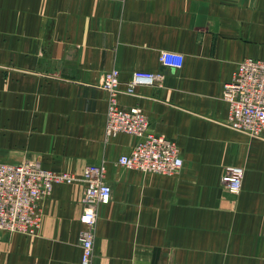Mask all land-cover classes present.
Returning <instances> with one entry per match:
<instances>
[{
    "label": "crops",
    "instance_id": "1",
    "mask_svg": "<svg viewBox=\"0 0 264 264\" xmlns=\"http://www.w3.org/2000/svg\"><path fill=\"white\" fill-rule=\"evenodd\" d=\"M163 51L184 58L165 69ZM246 59L264 60V0H0V162L81 176L105 163L92 264H264V134L227 126L223 87ZM163 73V87L120 95L184 166L168 177L118 165L137 139L105 136V74ZM244 169L232 194L225 169ZM84 185L41 201L36 236L0 231V264H81Z\"/></svg>",
    "mask_w": 264,
    "mask_h": 264
},
{
    "label": "built area",
    "instance_id": "2",
    "mask_svg": "<svg viewBox=\"0 0 264 264\" xmlns=\"http://www.w3.org/2000/svg\"><path fill=\"white\" fill-rule=\"evenodd\" d=\"M159 60L165 69H181L184 65L183 56L174 52H161ZM120 75L119 70L113 69L105 74L102 84L109 94L105 136L112 139L126 134L135 137L137 142L131 153L118 159V165L145 174L178 175L184 161L177 143L151 131L149 118L140 107L125 109L118 103L120 95L134 96L139 87L162 88L164 74L135 71L124 90ZM222 98L229 107L227 126L260 138L264 134V60L246 59L240 63L232 80L224 85ZM244 174L240 166L227 167L222 182L232 194L239 195ZM77 181L84 185L80 219L84 228L79 237L81 264H92L99 209L112 200L105 163L85 166L78 177L45 169L36 162H0V231L36 236L43 218L41 201L50 196L56 186Z\"/></svg>",
    "mask_w": 264,
    "mask_h": 264
}]
</instances>
